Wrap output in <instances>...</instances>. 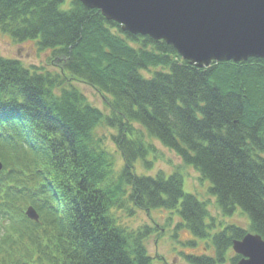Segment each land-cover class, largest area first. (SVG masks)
I'll return each instance as SVG.
<instances>
[{
    "label": "trees",
    "instance_id": "obj_1",
    "mask_svg": "<svg viewBox=\"0 0 264 264\" xmlns=\"http://www.w3.org/2000/svg\"><path fill=\"white\" fill-rule=\"evenodd\" d=\"M0 32L52 51L61 72L0 56V141L33 155L0 171V264H156L150 229L121 224L119 209L176 213L177 229L194 238L186 245L214 251L185 254L189 264H236L233 241L247 230L217 225L181 172L139 174L137 163L151 171L158 156L146 137L210 182L223 216L240 208L248 232L264 239V59L197 68L77 0H0ZM71 81L104 95L110 115ZM103 121L123 158L117 174L94 137ZM28 206L40 221L26 216Z\"/></svg>",
    "mask_w": 264,
    "mask_h": 264
},
{
    "label": "water",
    "instance_id": "obj_2",
    "mask_svg": "<svg viewBox=\"0 0 264 264\" xmlns=\"http://www.w3.org/2000/svg\"><path fill=\"white\" fill-rule=\"evenodd\" d=\"M132 35L165 41L191 65L264 59V0H77ZM2 164L0 163V170ZM35 221L33 208L27 212ZM237 264H264V239L233 242Z\"/></svg>",
    "mask_w": 264,
    "mask_h": 264
},
{
    "label": "rangeland",
    "instance_id": "obj_3",
    "mask_svg": "<svg viewBox=\"0 0 264 264\" xmlns=\"http://www.w3.org/2000/svg\"><path fill=\"white\" fill-rule=\"evenodd\" d=\"M0 56L19 60L27 68L34 67L38 70L43 69L46 72H51L52 74H61L53 52L50 50H40L35 41L18 43L10 36L0 32ZM71 84L79 89L92 106L100 109L106 116L110 115V110L106 105L104 95L95 88L82 82L71 81ZM113 134H115V131L108 128L104 121L94 131V137L101 139L104 146L114 157L116 162L115 172L117 174L123 167L124 162L120 151L112 141ZM147 140L153 142L157 147L158 156L155 160L154 169L151 171L144 169L140 162L137 163L136 168L139 174L155 175L159 171H162L166 175H170L175 171L181 172L185 178V191L196 195L202 202H207L211 216L216 220L217 225H222V227L237 225L248 232L250 219L246 213L238 208L233 216H223L217 207L216 198L209 193L211 187L210 182L201 181V176L198 171L193 167L184 165L174 151L163 146L156 140H150L146 137ZM20 150L21 153H18ZM17 156H22L26 160L31 159L33 155L27 146L23 145V148L21 146H17L16 148L5 147L2 141H0V161L5 166L10 168L11 165L8 163L11 162L13 164L16 162L18 160L17 158L15 161ZM115 215L121 224L130 229L138 230L145 227L150 229V234L146 239V246L150 255L155 259L156 264H189L186 261L185 254L198 257L212 256L214 254V251H211L204 241L196 240L197 244L195 247L186 245L194 238L187 230L177 229L181 219L176 213L171 211L161 209L149 212L134 210L133 215H130V210L119 209L115 212Z\"/></svg>",
    "mask_w": 264,
    "mask_h": 264
}]
</instances>
